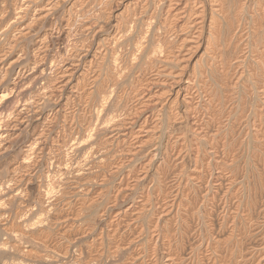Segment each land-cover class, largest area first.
<instances>
[{
  "label": "rangeland",
  "instance_id": "1",
  "mask_svg": "<svg viewBox=\"0 0 264 264\" xmlns=\"http://www.w3.org/2000/svg\"><path fill=\"white\" fill-rule=\"evenodd\" d=\"M34 1H36V0H34ZM41 1L42 2L40 3V0H37L35 2L36 4H34L31 1L32 3L29 2V3H27L25 5L26 0H0V18H1L0 20H3V21L5 20L6 21V22L2 21V24H0V29H1L0 30V39L2 40V41L0 40V46H1L0 47V52H1L0 53L1 54L0 55V64H1L0 65V101L2 100L0 102V109H1L0 113L3 114L2 117H1V114H0V123H1L0 124L1 125L0 126V131H1L0 134L3 132L0 135V137H1L0 138L1 139L0 140V183H1L0 184V186H1L0 187V264H7V263L9 264V262H12L13 264H15V263L16 264H27V263L28 264H73V263L74 264H85V263L87 264V261L90 262L88 264H91V263H93L95 261H96L95 262L96 264L99 263V262H100L99 264H108V263L109 264H145V263L148 264L149 249H150L151 242H154L156 245L159 246L160 249H158V247L155 245L157 247V249L160 251V253H158V250L156 249L157 250L156 254L158 256L161 257V256H164L165 253L168 254L167 257L164 258V260L167 259V264H169L168 262H171L172 261L171 259L173 257L172 248L171 247L173 246L174 243L172 241L175 238V236L177 234V231H179L184 226H185V229L188 231V233L190 235L189 236L188 233H187L189 241L190 242L194 241V244L197 245V246H195L196 250L194 249V247L192 249V253L195 256H198L200 253H203L204 249L206 248V244L208 242V239H207V236H206L207 235V231L211 232V238H212V239H210L211 241L215 240V239H218L220 241L228 240L227 236H228L229 228H230V222H229L228 218L230 217V212H234L235 211V208H236L235 205H237V203L239 201V200H237V199H239L238 196H237V191L241 190L244 187V185L247 184L245 182L246 181L245 178L241 177V175L237 174V172H236L237 164L234 162V160H230V159L226 160V161H228L227 162L228 164H231L230 165L231 168L229 167L230 170H229V168L226 171H223L222 169H220V167L223 166V165H221V166L218 165V163L214 159L215 158V150L210 147V144L208 142H206L207 140L205 139V137L200 135L201 138L199 137L198 138L199 141H197V143H198V151L200 150L199 151V156H198V159H197V162H196L197 171H196V175H195V177L193 179L194 181H197V183L199 185L197 187V190H195V188H194L196 185L193 187L194 189L193 188H191V189L187 188V185L185 187L186 188V190H185L186 191L185 192L186 193V198H187V196L189 198L187 199V206L183 209V210H185V211H183L184 220L182 218L178 219L176 217H173L174 216L173 213L175 211V208L178 207V204H179V208H180V204H181L180 201L184 198L183 197L184 196L183 195V190H184V186H185L184 185V180L186 179L187 175H190L193 172V170H195L194 169L195 168V161H193L194 160L193 158L191 160L190 156H188V155L184 157V161L185 162L183 161V163H182L181 160H180L181 157H180V150L178 148V143L180 144L179 141H180V137L182 136V135H180V134H182L180 129H182L183 126L177 125V126H180V129H179V127L176 128L177 127L176 126V127H174L175 129L172 128L174 131L170 128V131L167 132V133H166V129L164 128L165 129V130L163 129L164 132L163 131L161 132L162 133V143H161V146H160V148H161L160 151L162 150L163 147H166L165 148L166 151L163 148L164 151L162 150L163 152H161V153L162 154L163 153H167L169 158H170V167H169V171H168V175L170 177L167 175V176L163 177V179L162 178L160 179L161 188H159V185H158L159 182H157L159 180V178H158L157 175H156L157 177L155 176V174H156L155 171L152 172L153 173L152 176H151V173L149 174V172H148V174H147V171H145L147 169H146V155H145L146 154L145 153L146 152V150H145L146 147H145L144 144H147L148 142L150 143V141H147V140H149L148 136H149V133H150V125H149V122H147V120H146L147 109H146V106H145V104L143 102L144 100L142 101V99H145V97H144L145 94H146V80L145 79L147 78V70H146V65L144 64V56L138 57V58H136V56H134L136 60L134 59V57L132 58V60L133 59L135 60V66L133 67L134 69L132 68L133 71L131 70L130 71L131 73H129V74L127 73V75L124 77L126 79V81H124L125 79L120 81V85H122V84L123 85L119 86V88L124 91L125 99H124V101H122L123 103H121L119 111H118L117 107L114 105L115 102L113 100L115 98L114 97L112 98V96L110 98H108V102H107L108 105L106 103L105 106H102V108L104 107L103 108L104 110L101 108V106L99 104V103H101V105H102V102L99 101V100L102 101V99H100L102 97L98 93L97 88L99 86L98 83H100V81L102 79L99 77L98 79H95L96 80L95 81V80H92L91 76L94 73V71L96 70V68H97V66H98L100 61L103 62V67H105L107 69L108 67H110L111 62L114 59L113 56H115V53L111 50L112 49V45H116V43L119 44L120 40H118L119 37H116L117 38L116 40L118 41L117 42V41H115V38H111V36L113 34V31H114L113 30L114 29V21H115L116 17L117 16H118V18L121 17V15L120 16L119 15H115V12L117 11V9L119 8L120 5H115L114 6V9H113V16L114 17L111 16L110 18L107 19V18H104V16L101 15V12H100L101 11V7H100V5L97 6L99 4V0L98 1L97 0H94V1L93 0H56V1L55 0H41ZM179 1H180L179 2V6L180 5L182 6V4H183L182 2L185 1V0H179ZM250 1L248 0V3ZM50 2H53V3L50 4ZM261 2L263 3L264 1L261 0ZM58 3H59V5H57ZM42 4H43V7H44L42 9L46 11L44 14H47L49 16H47V15H46L47 17L44 16V20L43 19H42L43 21L41 20L42 22L39 20V22L36 23L34 18H36L37 13L39 12L38 10H41L39 8H40V6ZM80 4H82V5H80ZM22 5L26 6V7H23ZM88 6L90 8V9L88 8L89 10L92 9L91 10V14L88 15L87 17H84L83 19H79L78 20V22L80 21L76 25V27H78V28L74 27L73 29H70L69 24H68L69 23L68 22V18H69L68 15H70L71 12H74V11L75 12L73 13V15H80V14L83 13V11L85 9L84 7H86V9H87ZM97 9H100V10H97ZM50 10L52 11L51 13H50ZM94 10H96V11H94ZM97 11L99 13V16H97V14H98ZM9 13H10V15L14 14V16H16V17L10 16ZM30 15L34 16V17H31ZM52 15H55L54 16L55 18ZM48 17L49 18L51 17V18L49 19ZM184 18H185V16L183 15V17H181L179 20L182 19V21H185ZM254 18L257 20L256 23L257 22L261 23V20H260L259 17H254ZM22 19H25V20H22ZM51 19H53V20H51ZM85 19H86V21H85ZM101 19H102V21H101ZM103 19H105V20L107 19L108 22L105 21L106 23H104ZM47 20H49V21L51 20L50 26H48V27H47V23H49V22ZM97 20L98 21L100 20L101 22H97ZM56 22H58V23H56ZM250 22H251L250 23V28L251 27L253 28V20H251ZM34 23H36V24H34ZM38 23L40 25H38ZM98 23L101 24V25H99ZM27 24L33 25V26L28 30L29 32H25L24 33L23 32V26H25ZM55 24H57V25H55ZM104 24H106V25L104 26ZM6 25H7V27H6ZM91 26L92 27L95 26V27H93L94 29ZM111 26H112V29H111ZM68 27L71 30V36L69 35L70 31H68L69 30ZM103 27L104 28L106 27L104 29L105 31L103 30ZM79 28H80V31H79ZM91 28L93 29V31H92ZM59 29L60 30L62 29V30L60 31ZM88 29L91 30L92 32L89 31ZM20 30H21V32H20ZM47 31H48V35H47ZM51 31L52 32L55 31V32H57V33L59 32V33L57 34V33L53 32L51 34ZM86 31H88L90 33V35H88L89 34L88 32H87V35H84L83 33L86 34ZM98 31H100V33ZM11 32H13L15 35L13 33H11ZM60 32H61V34H60ZM259 32H263V31H259ZM27 33H29V34H27ZM204 34L202 35V39H201V43H202L201 46H200L201 48H199L198 51L196 52V54L194 55V59L193 60L196 61V62L197 61L201 62L203 58H206L205 57L206 56V53H205L206 52V50H205V48H206L205 41H206L207 33H204ZM16 35L18 37H16ZM27 35H29V36H27ZM67 35H69L70 37L68 38ZM76 35H78L79 37L76 36ZM81 35H83V36H81ZM185 35L186 34H185L184 31L180 32L181 39H183V37H185ZM234 35H235V39H236L238 37V34L235 33ZM46 36H47V38H46V47H45V46H43L41 44V41H42V38L46 37ZM64 36H66V37H64ZM74 36H76L75 37L76 39H74ZM13 37H15V38H13ZM50 38H51L52 42L50 41ZM62 38H65V39H62ZM70 38H71V40H70ZM108 39H110V40H108ZM63 40H64V43H63ZM65 40H67V41H65ZM72 40L73 41L75 40L74 41L75 43H73ZM87 40L89 42H87ZM113 40L116 43H114ZM60 41H61V44L57 43V42H60ZM85 41L87 42V44H86ZM69 42H71L76 47L73 46ZM47 43H50V44H47ZM56 43L58 45H55ZM62 43L64 45H62ZM65 43L70 48H65V46H66ZM83 43H84V45H83ZM68 44H70V46ZM104 44H105L106 50L110 49L109 51L105 50ZM232 44L230 46L231 52L234 49V45H235L234 43H232ZM59 45H61V46H59ZM50 46L51 47L53 46V49ZM62 46H64L63 49H62ZM77 46L81 47V49L80 48L77 49ZM45 48H47V49L50 48V49H48V50L46 49L45 50ZM55 48H56V50L62 51V52H60V53L58 51L56 52ZM202 48L205 51H203ZM76 49L77 50L80 49L79 50L80 51V55L78 57H76L77 59L72 56L73 52ZM84 49H85V54L87 53V55H85V56H84V53H83ZM99 49H100V51H99ZM179 49H180L179 51L183 50L184 46L183 47H179ZM40 50H42V51H40ZM49 50H51V51H49ZM53 51L56 54L57 53L58 54L56 55ZM66 51H67V54H64V53H66ZM88 52H89V54H88ZM43 53H46V54H43ZM48 53L50 54V56H48L49 55ZM81 53L83 54V56H81ZM203 53L205 54V56H201V54H203ZM199 54H200L201 57L199 56ZM98 55H99V57H98ZM106 55H108L109 57H107ZM43 56H44V58H43ZM53 56H55V57H53ZM68 56L69 57L71 56L70 58L73 57L74 60L73 59L70 60V58ZM57 57L58 58L60 57V58H59V63L56 64V62L58 61ZM42 58H43V60H42ZM47 58L48 59L50 58V60H48ZM54 58L57 59V60H54ZM1 59H2V61H1ZM60 59L62 60V62L60 61ZM34 61H35V63H34ZM74 61H75V63H74ZM194 61L191 60L188 64H186L183 67L182 76L184 77L183 81L187 80V78L196 79V80H194V81H196V83L194 84V86H195L194 90H196L197 87H198L196 84H197L198 80H200V78H201V74H200L201 66L199 64H196L197 65L196 66L195 65L196 62H194ZM46 63H47V65H46ZM48 63H49V66H48ZM78 63H80L79 64V67H80L79 69L77 67ZM37 64H39V65H37ZM72 64H74V65H72ZM232 64H234V65H232L231 69H233V71H234L235 68L237 67V65L239 64L238 59H235V60L233 59ZM44 65L47 66L46 69H45ZM65 65H66V67H65ZM84 66L87 67V68H85ZM198 66H200V67L198 68ZM6 67H7V69H6ZM37 68H39V69H37ZM42 68L45 69L46 71L43 70ZM40 69H42L43 73L40 71ZM50 70H52V71H50ZM66 70L69 71V72L67 74L66 73L63 74L62 72L66 71ZM37 71H39V72H37ZM75 71H77V72H75ZM179 71H181L180 67H179ZM239 71H240V68L235 72L236 73L235 74L236 77H238ZM34 73H35V75H34ZM39 73H41L42 75L44 74V75L43 76H39L40 75ZM47 74H49V75H47ZM50 74L54 75V77L52 75H50ZM89 74H91V75H89ZM130 74H132L133 77ZM137 74H138V76H137ZM246 74L243 73V74H241L242 76L239 75L240 76L239 80L241 82H246V79H248V77H246ZM63 75H66V76H63ZM67 75L69 77H71V78L67 77ZM82 76H84V77H82ZM129 76L131 78H133L132 82H131V78L129 80ZM247 76H248V74H247ZM31 77H33L35 79H31ZM134 78H136L137 80L135 81ZM241 78H242V80H241ZM183 81H182V85H184V84L188 85L190 83L188 81H187V83H185V82L183 83ZM58 82H60V83H58ZM1 83H3V84H1ZM20 86H21V88H20ZM16 87H18V88H16ZM90 87H91V89H89ZM39 88L41 89V91H40ZM54 89H56V90H54ZM127 89H128V92H126ZM55 91H57L56 94H54ZM58 91H60V93ZM9 92H11V94ZM26 94H28V95H26ZM42 94H43V96L44 95L45 96L43 97ZM221 94H222V96H224V90L223 89L221 90L220 95ZM94 95L98 99H96ZM129 95H130V98H128ZM239 95L240 96L238 97V102L242 103L244 101V99L247 97L246 94L244 93L242 87L239 90ZM90 99H91V101H90ZM201 99H202V95L199 93L198 95L195 96L194 101L197 102V103H201V101H202ZM50 100H53L52 101L53 103ZM11 102H13L14 104L11 103ZM89 102L90 103L96 102V103H94V107H96V108L98 107V110H99V108H101L102 111L101 110H99L100 112L97 111L98 114L100 113L99 117H98L100 119H98V120H100V121L102 120V123L104 125L101 122H99V121L97 122V118L96 119L94 118L96 116V114H97V113H95L96 109H94V111L92 110V119H91L92 121H88L87 122V120L84 118V112H85V108H86L85 106ZM126 102L130 103V105H128L129 107H132V110L130 111V114H129L130 116L127 115V113L129 111L127 110V107L125 105ZM183 103H184L183 101H182V103H179V111H181V112H183L185 110V108L183 106L184 105ZM24 105H25V107H24ZM111 105L115 106V108L113 106H111ZM105 107H107V108L105 109ZM111 108L115 109V113H113L114 111ZM182 108H184V109H182ZM21 109L25 113H22ZM110 109H111L112 112L110 111ZM122 109H124V110H122ZM66 112H68V113L66 114ZM104 112H105V114H103ZM119 112H121V115L124 114L122 117L126 116L125 118H127L126 119L127 122L125 124L127 126H124L123 129L122 128H118L115 125L116 122H117V119L119 117L118 115H120ZM19 113L22 114V115H20ZM205 113H206V110H205ZM25 114H27V116L28 115L29 116L26 117ZM75 114H77V115H75ZM101 114L105 116L106 120L108 119V122L110 120L109 118H113V116H115L116 119L114 121H112V119H111L110 122L108 123V124H110V126L108 125L109 127L106 126L107 127L106 128V127H104L105 126L104 122L107 123V121L102 119L103 117L101 116ZM110 114L112 116H109ZM115 114H117V115H115ZM144 114H146V115H144ZM6 115L7 116L9 115V116L7 117ZM106 115H108L109 117L106 118ZM22 116H24L25 118L22 117ZM72 117H74V118H72ZM21 118H24V121ZM193 118L194 117L191 116V119H192L191 122L192 123H190L188 125L189 128H191L192 125H197L198 129H200L199 131L203 132L204 130H206L207 132H209L208 134H211V133L214 132L215 127H214L213 124L209 125L207 127L205 126L206 127L205 128L201 121L199 123H196L193 120ZM26 119L29 122H27ZM21 121H23V123ZM74 121H75V124H74ZM93 121H96V122H93ZM95 123L98 124L99 127L97 126V128L100 129L99 131L96 129L95 126L91 127V125H94ZM100 123L106 129H102L103 127H101L102 125ZM2 124H3V126H2ZM113 125H115V126H113ZM23 126H25V127H23ZM7 127H9V128H7ZM87 127L88 128L91 127L92 129L95 128L96 130L95 129L91 130V129H88ZM5 128L7 129L6 134H5V130H6ZM75 128H78V129H75ZM112 128H113V130H110ZM2 129H5V130L2 131ZM74 129H75V132H74ZM79 129H80V131H78ZM108 129L110 130V132L113 131L114 133L113 132L110 133ZM87 130L88 131L91 130L90 131L91 133H94L95 131H98L99 133L102 132L101 133L102 136L97 132V134L95 133L96 134V139H95V138H93L94 137L93 134H91L89 132H87L88 135H87V133L85 134V132ZM104 130H106V131H104ZM119 130H120V132H119ZM92 131H94V132H92ZM185 131L184 132L186 134L188 132V136L187 137H189V139H191V136H190L191 131L189 129H186ZM80 132H81V134H80ZM83 132H84V134H83ZM139 132H141V133H139ZM237 132H240V131H237ZM237 132H236V134L234 133V136H231V141H230V145L233 148L232 150H234V151L236 150V145H237V143L240 140V136H239V134ZM69 133H71V134H69ZM103 133H104V135H103ZM132 133H134V134H132ZM12 134H14V135H12ZM62 134H63V136H62ZM68 134H69V137H67ZM90 134L92 136V139H95V142L93 140H92L93 142L90 140V138H91ZM120 134L122 135L121 137H120ZM159 134H160V132H159ZM4 135L7 136V137H5ZM71 135L73 137H71ZM79 135H80V137H79ZM163 135H165V136H163ZM232 135H233V133H232ZM76 136H77V138H75ZM83 136H85V138L88 137V136H90V137H88L89 139L87 141V138L85 139V138H83ZM4 137H5V139H4ZM66 137L68 138V143L64 147V138H66ZM118 137L121 138V139H119ZM164 137L165 138L167 137L166 140L164 139ZM177 137H179V138H177ZM73 138H74V140H73ZM103 138H104V140H103ZM9 139H10V141H9ZM71 139L74 142H72V141L70 142ZM78 139H81V140H79L80 144L78 143ZM84 139L87 141L86 142L87 144L88 143H90V144L92 143L91 144L92 146L90 144H88V145L84 144L85 142H82V140H84ZM176 139H177V141H176ZM189 139L187 140L188 143L190 141ZM201 139H203L205 141H203ZM89 140H90V142H89ZM99 140H101V142ZM102 140H103V142H102ZM131 140H133V141H131ZM106 141H108V142H106ZM164 141H166V144H164ZM62 142H63V144H62ZM231 142H232V144H231ZM69 143L73 144L72 145L74 147V148L72 147L73 149H75V146H77L76 149H78V148L79 149L78 150L71 149V144H69ZM115 143L116 144L118 143V144L116 145ZM128 144H130V145H128ZM148 144H147V146H148ZM200 144H201V146H199ZM62 145H63V148H65L66 155H67L66 156V161H65V165L66 166H64L63 163H60V165H59V162H58V154L57 153H58V149ZM79 145H82V146H80L81 148L79 147ZM83 145L86 146V147H89V149L91 148L90 149L91 151L88 148L83 147ZM115 145H116V147H115ZM142 145L144 146L145 149H143V152H142V150H141V152L139 151L140 153H142V154H140L138 152V150H139V148L143 147ZM170 146H171V148H170ZM136 147H139V148L136 149ZM203 147H205V148H203ZM28 148H30V149H28ZM84 149H85L86 152H84ZM87 149H88V153H87ZM127 149H129V150H127ZM205 149L206 150L208 149L209 151L208 150L206 151ZM67 150L68 151L70 150L69 151L70 153ZM136 150H137V152H135ZM73 151H76V152H73ZM95 151L97 153H95ZM210 151H211V153H210ZM103 152H104V154H103ZM121 152H124V153H121ZM125 152H127V153H125ZM134 153L137 156H135ZM120 154H122V155L120 156ZM70 155H72V156H70ZM86 155L87 156L90 155V156L87 157ZM140 156L142 158L143 157L144 158L142 159ZM219 156L221 157L223 155L219 154ZM69 157H70V159H69ZM72 157H74V158H72ZM93 157H94V161L95 162L92 161ZM114 157H116V158L114 159ZM131 158H133L134 160L131 159ZM122 159H124V160H122ZM86 160H88V161H86ZM96 160L98 161V163H97ZM124 161H126V162H124ZM175 161H177L178 164ZM208 161H210L209 163L211 164L212 167H214V174L210 178V182H209L208 186H206L205 182L201 179L202 176H200V175L202 174V172L204 170L205 162H208ZM250 162H252V160H250ZM56 163H58V164H56ZM69 163H71V164H69ZM184 163H186L188 167L190 166L189 167L190 169L188 168L189 170L186 169L187 166ZM190 163H191V165H190ZM49 164L51 166H49ZM77 165H78V167H77ZM88 165H90V166H88ZM251 165H250V167H251ZM56 166H58V167H56ZM67 166L70 167V168H68ZM80 166H81V169H80ZM94 166H95V168H94ZM177 166H179V167H177ZM184 166H185V168H183ZM218 166H220V167L217 168ZM140 167H142V168H140ZM71 168H73V169L75 168L76 170L72 169V171H75L77 173H78V171L80 172V170H81V174L80 173H79V175L75 174V172L71 171ZM89 168H92V170L90 169V171H89ZM93 168H94V171H93ZM181 168H183L184 170L181 169ZM84 170L85 171L87 170L88 174H87V172L86 173L82 172ZM181 170L182 171H186L187 170V171L183 172V175H182L183 178L179 179V183L182 184V185L179 184V188L181 189L180 190L174 184L177 183L176 179L178 177L180 178V175L182 173ZM91 171H93V172H91ZM71 173H72V175H71ZM82 173L84 175H86V176H83ZM89 173H91V174L89 175ZM185 173H187V174L185 175ZM49 174H51V175H49ZM177 174H179V175H177ZM66 175H68V176L66 177ZM235 175H236V177H235ZM62 176H64L65 180H64V178ZM70 176L74 177L75 180L72 179ZM144 176L145 177L147 176V178L149 177V179L145 178L147 181L144 180ZM221 176H222L223 179L221 178ZM32 177H33V179H31ZM68 177H69V179H68ZM84 177H87V178L84 179ZM243 178H244V181H243ZM34 179H36V180H34ZM153 179H154V181H153ZM232 179H235V180H232ZM63 180L66 181V182H64ZM82 180H84V181H82ZM171 180H173V181H171ZM214 181H216V182H214ZM50 182L53 183V184H51ZM150 182H152V185H150L151 184ZM154 182H155V184H153ZM56 183H58L59 185H57ZM47 185L49 187L52 186L53 189L46 188ZM61 185L63 187L61 188L62 190L59 191V189H60L59 187ZM192 185H194V184H192ZM54 186H55V188H54ZM64 186H65V188H64ZM152 186H153V188H152ZM70 187L73 188V189H71ZM76 187H78V188H76ZM168 187H171L172 190L170 188L168 189ZM188 187H190V185ZM40 188H41V190H40ZM44 188L48 189V190L46 191ZM9 189H12V190L9 191ZM17 189H19V191ZM32 189H35V190H32ZM37 189L39 191H37ZM57 189H58V191H57ZM69 189H71V190H69ZM175 189H176V191H175ZM72 190H73V192H72ZM76 190H79V191H76ZM202 190H203V192H202ZM180 191H182V192H180ZM220 191H221V193H220ZM14 192H16L15 196H14ZM46 192H48V194H47L48 200L51 198L50 202H57V204H56V206L54 208H53V206H52V208L49 207V212L54 214L53 219L49 218V220H48V217H47L49 213H45L47 211L42 210L40 204L39 205L37 204L38 203L37 195L45 194ZM62 192H63V194H62ZM174 192L175 193L177 192V198H178V196H180V197L178 198L179 200L177 199V202H176V205H175L174 209L172 208L173 211L171 210L172 212H170V211H169V213L167 212L168 213V214L166 213L167 215L160 214L162 216L161 218L166 216L170 220L167 223H165L163 221V219L159 218L160 215H158L156 217V219H155L156 222L154 223L153 228H151L150 219L152 218V214L154 213V211L157 209V206L158 207L161 206V204L163 203V198L165 197V195H167V193H169V195L172 196L173 194H175ZM67 193H68V195H67ZM55 194L58 195V196H56ZM179 194H181V195H179ZM205 194H206V196H205ZM197 195L200 196V205H201L200 207L201 208L199 210V213H203L204 208L206 206H208L209 204H210V206H212L213 214L216 212L215 215L211 216V218H210L211 222L208 225L203 220V217H202L203 214L201 216V214L193 213V210H191L193 208V204L196 201ZM53 196H55V197L53 198ZM117 196H119V197H117ZM62 199H65V200L63 201ZM68 199H69V201H68ZM148 199H149L150 203L147 201ZM159 200H161V201H159ZM60 201H62V202H60ZM202 202H204V203H202ZM143 203L146 204V205H144ZM221 203H223V204H221ZM88 205L90 207H88ZM85 206H86V208H85ZM37 207L39 209H37ZM55 208H56V211L54 212ZM216 208H217V210H216ZM218 209L222 210L221 213H220V216H219L221 223L217 220L218 219V215H219V210ZM232 209H234V210H232ZM238 209H239L238 212L243 213V208L242 207L238 208ZM189 210H190V212H189ZM144 211H145V213H144ZM34 213H35V215H34ZM1 214H3V215H1ZM46 214H47V216H46ZM32 215L34 217H32ZM44 215L46 216V218H45ZM41 216H43V218ZM31 217L34 218V220H32ZM97 217H99V218H97ZM103 217H105V218H103ZM29 218H31V219H29ZM35 218H38L37 220H39V221H37ZM40 218H42V219H40ZM141 218H142V220H140ZM179 218H180V216H179ZM197 218H199V224H197V222H198ZM43 219H44V221H43ZM45 219L47 221H45ZM214 219H216V220L212 221ZM29 220H31L32 222L29 221ZM51 220H53V222ZM190 220H191V222H190ZM159 221L162 224H160ZM30 222H31V225H29ZM36 222L38 224H40V222H41V225L39 227L41 228L43 226L44 229L43 228L42 229L44 231V234L40 238H37V239L34 238V240L29 234H23V235H26V236H23L22 232H20L21 229L27 227L26 230L28 231V230H31L33 228H36V227H38V224ZM87 222H89L88 225H87ZM177 222H178V224H177ZM32 223H34V225ZM44 223H45V225H44ZM46 223H48V224H46ZM192 224H193V226H192ZM201 224H202L203 227L201 226ZM25 225H27V226H25ZM163 225L168 230V233H169V236H170L169 237V242H172V245H171V243H169V245L163 246L161 244V239L159 240V239L151 238L152 236H151L150 232H152V230L155 229V228L163 227ZM204 225H206V226H204ZM215 225L217 226V228H216ZM28 226H33V227L31 229H29ZM49 226H50V229H49ZM205 227H207V228H205ZM201 230H202V232H201ZM262 231L264 233V227H263ZM223 234H227V235H223ZM27 235H29V236L27 237ZM113 235L115 236V238H114ZM256 235H258V236H256ZM256 235H255L256 237L254 239V242H256V243L253 242L254 245H251L252 247L250 246V248H251V249H249L250 251H247L248 249L247 250L244 249L245 246H244L243 249H241V251H242V252H240L241 264H245L247 262L249 263L250 261L254 262L255 260H256L255 264H257V263L258 264H264L263 263L264 262L263 261L264 260V242H262V238H261L262 234L260 233V230H259L258 233H256ZM190 237L192 238V240L190 239ZM27 238H28V240H27ZM38 239H39V241H38ZM60 239H62V240H60ZM63 240H65V241H63ZM123 240H125L126 242L123 241ZM203 240H204V243H203ZM210 240H209V242H210ZM40 242H41V244H40ZM68 242H70V243H68ZM158 242H160V243H158ZM67 244H69V245H67ZM200 244H201L202 247H200ZM15 245H16V247L20 246L21 248H23V250L22 251H18V249L15 248ZM66 245L68 246V248H67ZM256 246H258L257 247L258 249L255 248ZM259 247L261 248V250H260ZM14 248L16 250H14ZM124 248H126V249H124ZM186 248H187L186 249V253L190 252L189 246H186ZM220 250H222V248L219 249V253H220ZM251 250H252V252H251ZM257 251H258V253H257ZM52 253H53V255H52ZM36 254H39V256L36 255ZM111 254H113L114 257L113 256L111 257ZM116 256H118V257H116ZM184 256H186V255H184ZM119 257H120V259H118ZM55 258H56V260H55ZM17 259L19 261L22 260V259L23 260L20 261V263H19V261ZM115 259H118V260H115ZM246 259H248V260H246ZM8 260H9V262H8ZM57 260H59V261H57ZM245 261H247V262H245ZM75 262H77V263H75ZM95 263H93V264H95ZM162 264H164V263H162ZM183 264H188V262H185Z\"/></svg>",
  "mask_w": 264,
  "mask_h": 264
},
{
  "label": "bare ground",
  "instance_id": "2",
  "mask_svg": "<svg viewBox=\"0 0 264 264\" xmlns=\"http://www.w3.org/2000/svg\"><path fill=\"white\" fill-rule=\"evenodd\" d=\"M33 2L34 4H36L34 0H26V3L29 2ZM56 1V0H55ZM94 1V0H93ZM98 1V0H97ZM250 1V0H249ZM264 1V0H263ZM31 2V3H32ZM42 1L40 0V3ZM58 2V1H57ZM179 0H99V4L97 6L100 5L101 7V15L104 16V18H110L111 16H113V9L115 5H120L119 8L117 9V11L115 12V15H121V17L118 18V16L116 17L115 21H114V31L113 34L111 36V38H115V41H117L116 37H119L118 40H120V43L117 44L114 40V43H116V45H112V51L115 53V56H113V61L111 62L110 67H108L107 69L105 67H103V62L100 61L96 70L94 71V73L92 74V80L98 79L99 77L102 79H100V83L97 91L100 94V96L102 98V101L99 100L101 103L100 106L102 108V106H105V104L108 102V98H110L112 96V98L114 97L115 99L113 100L115 102V106L117 107L118 111L120 109L121 103H123L122 101H124L125 99V94L124 91L122 89L119 88L120 85V81L125 79L124 77L127 75V73H131L130 71H133V67L135 66V57H142L144 56V64L146 65V70H147V78L146 80V94H145V99H142V101L144 102L146 109H147V116H146V120L147 122H149L150 125V133H149V140L150 143L148 144H144L146 149L143 147L139 148L138 152L143 149L146 150V169L145 171H147V174L149 172V174L151 173L152 176V172L155 171V176L157 175L159 180L157 182H159V188H161V181L160 179L165 176L168 175V171H169V167H170V158L168 156L167 153H161L165 150L166 147H163L162 150L160 151V146L162 143V131L164 132V130L166 129V133L170 131V128H174L177 125L183 126L182 129H180V126H177L176 128L179 127L180 131L182 134L180 137V144L178 143V148L180 150V157H181V162L183 163L184 161V157L185 156H190L191 160L192 158L194 159L193 161H195V170H193V172L190 175L186 176V179L184 180V190H183V199L180 201V208H179V204L178 207L175 208L174 211V216L178 219H183L184 220V215H183V210L186 206H187V199L189 198L187 196L186 198V185L187 188L191 189L193 188L195 185V190H197L198 187V183L197 181H194V177L196 175V171H197V167H196V162L199 156V151H198V143L197 141L198 138L201 136L205 137V139L207 140L206 142H208L210 144V147L213 148L215 150V160L218 163V165H223V166H218L217 168L220 167V169H222L223 171H226L231 164H228L226 161L227 159L230 160H234V162L237 164L236 166V172L237 174L241 175V177L245 178V182L247 183L246 185H244V187L241 190L237 191V196L239 199L235 211L234 212H230V217L229 222H230V228H229V233H228V240H210L211 238V232L207 231V239L208 242L206 244V248L204 249L203 253H200L198 256H195L192 253V249L194 247V249L196 248L193 242L189 241V238L187 236L188 231L185 229V226L183 228H181L179 231H177V234L175 236V238L173 239V246L172 248V261L168 262L169 264H183L185 262H188V264H241L240 261V252L241 249H248L247 251H250L249 249L251 245H254V239L256 236V233L259 232L262 234V242H264V233L262 231L263 227H264V2L262 3L261 0H251L248 3V0H185L183 1L179 6ZM20 3V2H19ZM30 3V4H31ZM39 3V4H40ZM46 3V2H45ZM53 2H50V4ZM60 3V2H59ZM59 3L57 5H59ZM24 4V3H23ZM56 4V3H55ZM83 4V3H82ZM80 4V5H82ZM85 4V3H84ZM54 5V4H53ZM92 5V4H91ZM17 6V5H16ZM20 6V5H19ZM23 6V5H22ZM21 6V7H22ZM56 6V5H55ZM87 6V5H86ZM90 6V5H89ZM89 6L84 7V11L82 14L80 15H73V13L75 12H71L68 18V24L70 29H73L74 27H76V25L80 22H78L79 19H83L84 17H87L88 15L91 14V10H89ZM93 6V5H92ZM26 7V6H23ZM30 8V7H29ZM43 4L40 6L38 10L39 12L36 15L35 22H39V20L41 21L42 19L44 20V16H46L47 14H44L46 11L43 10ZM46 8V7H45ZM48 8V7H47ZM83 8V7H82ZM89 8V9H88ZM95 8V7H94ZM93 8V9H94ZM27 9V8H26ZM25 9V10H26ZM31 9V8H30ZM34 9V8H33ZM22 10V9H21ZM29 10V9H28ZM100 10V9H97ZM18 11V10H17ZM30 11V10H29ZM73 11V10H72ZM96 11V10H94ZM2 12V11H1ZM11 12V11H10ZM52 11L50 10V13ZM67 12V11H66ZM19 13V12H18ZM25 13V12H24ZM94 13V12H93ZM98 13V11H97ZM10 15V13H9ZM93 15V14H92ZM183 15L185 16V21L179 20L181 17H183ZM7 16V15H6ZM13 17H16L13 15H10ZM18 16V15H17ZM31 16V15H30ZM49 16V15H47ZM46 16V17H47ZM51 16V15H50ZM53 17L55 15H52ZM57 16V15H56ZM67 16V17H68ZM97 16H99V13L97 14ZM8 17V16H7ZM6 17V18H7ZM12 17V18H13ZM34 17V16H31ZM114 17V16H113ZM254 17H259L261 20V23H256V19ZM4 18V17H3ZM23 18V17H22ZM49 18V17H48ZM51 18V17H50ZM49 18V19H50ZM55 18V17H54ZM90 18V17H89ZM96 18V17H95ZM103 18V17H102ZM1 19V18H0ZM65 19V18H64ZM94 19V18H93ZM98 19V18H97ZM107 19H103L104 23H106L105 21H107ZM183 19V20H184ZM25 20V19H22ZM42 20V21H43ZM53 20V19H51ZM51 20H47L49 23H47V27L50 26V22ZM59 20V19H58ZM88 20V19H87ZM92 20V19H91ZM253 20V28H250V21ZM3 20H0V24H2ZM5 21V20H4ZM3 21V22H4ZM10 21V20H9ZM18 21V20H17ZM41 21V22H42ZM55 21V20H54ZM67 21V20H66ZM86 21V19H85ZM90 21V20H89ZM88 21V22H89ZM96 21V20H95ZM102 21V19H101ZM100 20L97 22H101ZM113 21V20H112ZM6 22V21H5ZM59 22V21H58ZM56 22V23H58ZM61 22V21H60ZM65 22V21H64ZM82 22V21H81ZM84 22V21H83ZM108 22V21H107ZM10 23V22H9ZM22 23V22H21ZM34 23V24H36ZM66 23V22H65ZM99 24V23H98ZM113 24V23H112ZM38 25H40L38 23ZM37 25V26H38ZM57 25V24H55ZM62 25V24H61ZM83 25V24H82ZM88 25V24H87ZM97 25V24H96ZM101 25V24H99ZM106 24H104L105 26ZM5 26V25H4ZM33 25H25L23 26V32H29L28 30L32 27ZM46 26V25H45ZM60 26V25H59ZM7 27V25H6ZM36 27V26H35ZM57 27V26H56ZM68 27V29H69ZM83 27V26H82ZM92 27V26H91ZM95 27V26H93ZM92 27V28H93ZM102 27V26H101ZM52 28V27H51ZM78 28V27H76ZM91 28V29H92ZM106 28V27H105ZM103 27V30L105 29ZM110 28V27H109ZM3 29V28H2ZM47 29V28H46ZM49 29V28H48ZM54 29V28H53ZM63 29V28H62ZM61 29V30H62ZM69 35L71 36V30ZM87 29V28H86ZM90 29V28H89ZM88 29V30H89ZM94 29V28H93ZM92 29V31H93ZM96 29V28H95ZM108 29V28H107ZM112 29V26H111ZM251 29V30H250ZM1 30V29H0ZM52 30V29H51ZM60 30V29H59ZM60 30V31H61ZM66 30V29H65ZM76 30V29H75ZM98 30V29H97ZM109 30V29H108ZM49 31V30H48ZM48 31H47V35H48ZM77 31V30H76ZM80 31V28H79ZM82 31V30H81ZM91 31V30H89ZM91 31V32H92ZM102 31V30H101ZM105 31V30H104ZM184 31L185 32V37H183V39H181L180 37V32ZM207 31V32H206ZM259 31H263V32H259ZM21 32V30H20ZM54 33H57L55 31H53ZM51 31V34L53 33ZM75 32V31H74ZM78 32V31H77ZM84 32V31H83ZM83 33L84 35H87ZM100 33V31H98ZM107 32V31H106ZM13 33V32H11ZM59 33V32H58ZM57 33V34H58ZM68 33V32H67ZM81 33V32H80ZM89 33V32H88ZM108 33V32H107ZM106 33V34H107ZM204 33H207L206 35V41H205V50H206V56L205 54H201V56H205L206 58H203L202 61L200 62H196L194 61V55L196 54V52L198 51L199 48H201V39H202V35ZM238 34V37L235 39V35L234 34ZM14 34V33H13ZM19 34V33H18ZM21 34V33H20ZM29 34V33H27ZM61 34V32H60ZM59 34V35H60ZM76 34V33H75ZM82 34V33H81ZM95 34V33H94ZM15 35V34H14ZM25 35V34H24ZM23 35V36H24ZM54 35V34H53ZM67 35V37L69 38L70 36ZM79 35V34H78ZM76 35V36H78ZM90 35V33L88 34ZM96 35V34H95ZM205 35V34H204ZM21 36V35H20ZM29 36V35H27ZM56 36V35H55ZM74 36V39H76ZM83 36V35H81ZM107 36V35H106ZM184 36V35H183ZM16 37H18L16 35ZM36 37V36H35ZM62 37V36H61ZM66 37V36H64ZM79 37V36H78ZM94 37V36H93ZM104 37V36H103ZM110 37V36H109ZM121 37V38H120ZM11 38V37H10ZM15 38V37H13ZM46 37L42 38L41 44L43 46L46 47ZM60 38V37H59ZM72 38V37H71ZM70 38V40H71ZM95 38V37H94ZM19 39V38H18ZM21 39V38H20ZM53 39V38H52ZM65 39V38H62ZM67 39V38H66ZM98 39V38H97ZM100 39V38H99ZM235 39V40H234ZM1 40V39H0ZM15 40V39H14ZM13 40V41H14ZM22 40V39H21ZM49 40V39H48ZM59 40V39H58ZM57 40V41H58ZM80 40V39H79ZM110 40V39H108ZM2 41V40H1ZM50 41L52 42L51 38ZM49 41V42H50ZM54 41V40H53ZM62 41V40H61ZM57 42V43H60ZM67 41V40H65ZM69 41V40H68ZM73 41V40H72ZM75 41V40H74ZM73 41V43H75ZM9 42V41H8ZM7 42V43H8ZM48 42V41H47ZM86 42V41H85ZM84 42V43H85ZM87 42H89L87 40ZM86 42V44H87ZM118 42V41H117ZM55 45H58V44ZM64 43V40H63ZM62 43V45H64ZM71 43V42H69ZM77 43V42H76ZM80 43V42H79ZM83 43V45H84ZM234 43V49L231 52L230 46L231 44ZM50 44V43H47ZM72 44V43H71ZM81 44V43H80ZM85 44V45H86ZM99 44V43H98ZM112 44V43H111ZM4 45V44H3ZM22 45V44H21ZM52 45V44H51ZM66 45V43H65ZM70 46V44H68ZM73 45V44H72ZM233 45V44H232ZM24 46V45H23ZM54 46V45H53ZM53 46L51 47L53 49ZM61 46V45H59ZM75 46V45H73ZM89 46V45H88ZM109 46V45H108ZM184 49L179 51V47H183ZM1 47V46H0ZM76 47V46H75ZM24 48V47H23ZM64 48V46H62V49ZM65 48H70L67 45L65 46ZM81 47L77 46V49ZM85 48V47H84ZM104 48H105V44H104ZM108 48V47H107ZM204 48V47H203ZM202 48V49H203ZM232 48V47H231ZM47 48H45L46 50ZM50 49V48H48ZM47 49V50H48ZM75 50L72 54V56L74 58L78 57L80 55V49L79 50ZM87 49V48H86ZM91 49V48H90ZM56 50V48H55ZM54 50V51H55ZM69 50V49H68ZM73 50V49H72ZM83 50V49H82ZM106 50V48H105ZM108 51L110 49H107ZM106 50V51H107ZM203 49V51H205ZM42 51V50H40ZM51 51V50H49ZM53 51V52H54ZM58 50H56L57 52ZM65 51V50H64ZM71 51V50H70ZM87 51V50H86ZM100 51V49H99ZM202 51V52H203ZM46 52V51H45ZM59 53L62 51H58ZM1 53V52H0ZM8 53V52H7ZM41 53V52H40ZM55 53V52H54ZM64 53V52H63ZM69 53V52H68ZM71 53V52H70ZM84 56L87 55V53L85 54V49L83 51ZM113 53V54H114ZM5 54V53H4ZM46 54V53H43ZM49 54V53H48ZM56 54V53H55ZM58 54V53H57ZM56 54V55H57ZM67 54V51L66 53ZM89 54V52H88ZM1 55V54H0ZM41 55V54H40ZM54 55V54H53ZM101 55V54H100ZM198 55V54H197ZM3 56V55H2ZM50 56V54L48 55ZM59 56V55H58ZM61 56V55H60ZM63 56V55H62ZM65 56V55H64ZM67 56V55H66ZM81 56H83V54L81 53ZM107 57H109L108 55H106ZM200 56V54H199ZM200 56V57H201ZM55 57V56H53ZM69 57V56H68ZM71 57V56H70ZM69 57V58H70ZM70 58L71 59H73ZM99 57V55H98ZM111 57V56H110ZM134 57V59L132 60V58ZM196 57V56H195ZM199 57V58H200ZM39 58V57H38ZM37 58V59H38ZM44 58V56H43ZM42 58V60H43ZM60 58V57H59ZM59 58L57 57L58 61L56 62L59 63ZM82 58V57H81ZM3 59V58H2ZM1 59V61H2ZM41 59V58H40ZM48 59V58H47ZM54 58V60H57ZM65 59V58H64ZM77 59V58H76ZM102 59V58H101ZM107 59V58H106ZM105 59V60H106ZM233 59H238L239 64L237 65V67L235 68V70L233 71V69H231L232 65V61ZM50 60V58L48 59ZM74 60V59H73ZM79 60V59H78ZM98 60V59H97ZM104 60V61H105ZM108 60V59H107ZM111 60V59H110ZM109 60V61H110ZM194 61L196 62V64H199L201 66L200 68V74H201V78L200 80H198L197 82V89L194 90L195 86L194 84L196 83V79H189L187 78V80H184V77L182 76V69L183 67L188 64L190 61ZM198 60V59H197ZM10 61V60H9ZM41 61V60H40ZM60 61L62 62V60L60 59ZM66 61V60H65ZM143 61V60H142ZM46 62V61H45ZM55 62V61H54ZM53 62V63H54ZM68 62V61H67ZM70 62V61H69ZM107 62V61H106ZM193 62V63H194ZM5 63V62H4ZM3 63V64H4ZM35 63V61H34ZM39 63V62H38ZM43 63V62H42ZM72 63V62H71ZM75 63V61H74ZM83 63V62H82ZM7 64V63H6ZM5 64V65H6ZM44 64V63H43ZM79 64L77 65L78 69ZM93 64V63H92ZM96 64V63H95ZM105 64V63H104ZM107 64V63H106ZM110 64V63H109ZM139 64V63H138ZM236 64V63H235ZM1 65V64H0ZM39 65V64H37ZM47 65V63H46ZM74 65V64H72ZM76 65V64H75ZM8 66V65H7ZM33 66V65H32ZM45 66V65H44ZM49 66V63H48ZM68 66V65H67ZM105 66V65H104ZM137 66V65H136ZM197 66V65H196ZM198 66V68L200 67ZM43 67V66H42ZM47 66H45L46 69ZM66 67V65H65ZM64 67V68H65ZM70 67V66H69ZM85 67V66H84ZM179 67L181 68V71H179ZM34 68V67H33ZM49 68V67H48ZM47 68V69H48ZM53 68V67H52ZM57 68V67H56ZM87 68V67H85ZM105 68V69H104ZM133 68V69H132ZM196 68V67H195ZM240 68L239 71V75L242 76L241 74H246V77H248V79H246V82H241L239 80V75L238 77L235 76V72ZM7 69V67H6ZM39 69V68H37ZM43 69V68H42ZM42 69H40V71L43 73ZM43 69V70H45ZM75 69V68H74ZM77 69V70H78ZM137 69V68H136ZM135 69V70H136ZM61 70V69H60ZM92 70V69H91ZM134 70V71H135ZM187 70V69H186ZM191 70V69H190ZM194 70V69H193ZM46 71V70H45ZM52 71V70H50ZM185 71V70H184ZM195 71V70H194ZM193 71V72H194ZM199 71V70H198ZM39 72V71H37ZM49 72V71H48ZM54 72V71H53ZM52 72V73H53ZM69 71H63V74H67ZM73 72V71H72ZM77 72V71H75ZM74 72V73H75ZM80 72V71H79ZM86 72V71H85ZM60 73V72H59ZM133 73V72H132ZM186 73V72H185ZM38 74V73H37ZM36 74V75H37ZM39 76H43L41 73H39ZM58 74V73H57ZM72 74V73H71ZM76 74V73H75ZM80 74V73H79ZM134 74V73H133ZM3 75V74H2ZM33 75V74H32ZM35 75V73H34ZM46 75V74H45ZM49 75V74H47ZM52 75V74H50ZM59 75V74H58ZM61 75V74H60ZM70 75V74H69ZM74 75V74H73ZM91 75V74H89ZM132 76V74H130ZM135 75V74H134ZM187 75V74H186ZM7 76V75H6ZM54 77V75H52ZM66 76V75H63ZM87 76V75H86ZM138 76V74H137ZM136 76V77H137ZM185 76V75H184ZM245 76V75H244ZM3 77V76H2ZM38 77V76H37ZM67 77H69L67 75ZM81 77V76H80ZM84 77V76H82ZM128 77V76H127ZM126 77V78H127ZM133 77V76H132ZM48 78V77H47ZM62 78V77H61ZM71 78V77H69ZM130 76H129V80H130ZM31 79H35L33 77H31ZM59 79V78H58ZM63 79V78H62ZM131 78V82H132ZM135 81L137 80L136 78H134ZM2 80V79H1ZM53 80V79H52ZM60 80V79H59ZM70 80V79H69ZM68 80V81H69ZM79 80V79H78ZM128 80V81H129ZM242 80V78H241ZM244 80V79H243ZM3 81V80H2ZM6 81V80H5ZM14 81V80H13ZM63 81V80H62ZM71 81V80H70ZM69 81V82H70ZM96 81V80H95ZM94 81V82H95ZM98 81V80H97ZM126 81V79L124 80ZM141 81V80H140ZM182 81L183 83H187L190 82L188 85L184 84L182 85ZM26 82V81H25ZM66 82V81H65ZM89 82V81H88ZM60 83V82H58ZM91 83V82H90ZM141 83V82H140ZM3 84V83H1ZM62 84V83H61ZM65 84V83H64ZM78 84V83H77ZM87 84V83H86ZM92 84V83H91ZM90 84V85H91ZM97 84V83H96ZM97 84V85H98ZM7 85V84H6ZM21 85V84H20ZM68 85V84H67ZM85 85V84H84ZM89 85V84H88ZM57 86V85H56ZM79 86V85H78ZM19 87V86H18ZM16 87V88H18ZM44 87V86H43ZM87 87V86H86ZM92 87V86H91ZM91 87L89 89H91ZM94 87V86H93ZM241 87L243 88L244 93L246 94V98L244 99V101L242 103L238 102V97L239 95V90L241 89ZM2 88V87H1ZM21 88V86H20ZM45 88V87H44ZM54 88V87H53ZM64 88V87H63ZM84 88V87H83ZM95 88V87H94ZM119 88V89H118ZM129 88V87H128ZM140 88V87H139ZM40 89V88H39ZM66 89V88H65ZM96 89V88H95ZM224 90V96H222L221 90ZM21 90V89H20ZM38 90V89H37ZM43 90V89H42ZM53 90V89H52ZM56 90V89H54ZM64 90V89H63ZM41 91V89H40ZM89 91V90H88ZM96 91V90H95ZM19 92V91H18ZM57 91H55L54 94H56ZM60 93V91H58ZM90 92V91H89ZM93 92V91H92ZM126 92H128V89L126 90ZM11 94V92H9ZM80 93V92H79ZM202 95V101L201 103H197L194 101L195 96L198 94ZM44 94V93H43ZM42 94V96H43ZM85 94V93H84ZM96 94V93H95ZM17 95V94H16ZM28 95V94H26ZM87 95V94H86ZM97 95V94H96ZM9 96V95H8ZM38 96V95H37ZM40 96V95H39ZM41 96V97H42ZM45 96V95H44ZM43 96V97H44ZM89 96V95H88ZM95 96V95H94ZM49 97V96H48ZM60 97V96H59ZM87 97V96H86ZM99 97V96H98ZM140 97V96H139ZM40 98V97H39ZM52 98V97H51ZM56 98V97H55ZM96 98V96H95ZM130 98V95L129 97ZM16 99V98H15ZM42 99V98H41ZM54 99V98H53ZM59 99V98H58ZM83 99V98H82ZM88 99V98H87ZM98 99V98H96ZM4 100V99H3ZM20 100V99H19ZM30 100V99H29ZM110 100V99H109ZM137 100V99H136ZM2 101V100H1ZM0 101V102H1ZM17 101V100H16ZM51 102L53 100H50ZM58 101V100H57ZM60 101V100H59ZM91 101V99H90ZM95 101V100H94ZM133 101V100H132ZM181 101V102H180ZM182 101L184 102L183 106L185 108V110L183 112L179 111V103H182ZM30 102V101H29ZM28 102V103H29ZM56 102V101H55ZM83 102V101H82ZM97 102V101H96ZM94 102V103H96ZM128 102V101H127ZM126 102V107L127 110L129 111L127 113V115L130 114V111L132 110V107H129L128 105H130V103ZM199 102V101H198ZM13 103V102H11ZM25 103V102H24ZM53 103V102H52ZM90 103V102H89ZM87 104L85 107V112H84V118L88 121H92V110L94 111V109H96L95 113H97V111L101 110V108L98 107H94V103H90ZM98 103V102H97ZM138 103V102H137ZM14 104V103H13ZM22 104V103H21ZM31 104V103H30ZM37 104V103H36ZM108 105V103H107ZM140 105V104H139ZM182 105V104H181ZM14 106V105H13ZM19 106V105H18ZM17 106V107H18ZM22 106V105H21ZM48 106V105H47ZM99 106V107H100ZM113 106V105H111ZM115 106H113L115 108ZM135 106V105H134ZM182 106V107H183ZM25 107V105H24ZM143 107V106H142ZM20 108V107H19ZM22 108V107H21ZM47 108V107H46ZM104 108V107H103ZM102 108V109H103ZM107 107H105L106 109ZM109 108V107H108ZM139 108V107H138ZM182 108V109H184ZM81 109V108H80ZM112 109V108H111ZM110 109V111H111ZM116 109V110H117ZM7 110V109H6ZM104 110V109H103ZM108 110V109H107ZM115 113V109H112ZM124 110V109H122ZM206 110V113H205ZM1 111V109H0ZM102 111V110H101ZM109 111V110H108ZM3 112V111H2ZM22 113H25L22 111ZM33 112V111H32ZM100 112V111H99ZM112 112V111H111ZM110 112V113H111ZM122 112V111H121ZM121 112H119L120 115H118V119L116 122V126L118 128H122L127 122V118L122 117L123 115H121ZM138 112V111H137ZM13 113V112H12ZM11 113V114H12ZM68 112H66L67 114ZM102 113V112H101ZM109 113V112H108ZM112 113V114H113ZM118 113V112H117ZM139 113V112H138ZM1 114V113H0ZM20 114V113H19ZM65 114V115H66ZM70 114V113H69ZM81 114V113H80ZM100 114V113H99ZM99 114L97 113L96 116L94 117L95 119L97 118V122H101L102 120H98L100 118ZM105 114V112L103 113ZM3 114H1L2 117ZM18 115V114H17ZM22 115V114H20ZM26 117L27 114H25ZM77 115V114H75ZM95 115V114H94ZM117 115V114H115ZM126 115V114H125ZM146 115V114H144ZM7 116V115H6ZM9 116V115H8ZM7 116V117H8ZM19 116V115H18ZM72 116V115H71ZM80 116V115H79ZM102 119H105V116L101 114ZM109 116H112L111 114ZM108 115H106V118L109 117ZM130 116V115H129ZM140 116V115H139ZM143 116V115H142ZM191 116H193V120L196 123H199L200 121L202 122L203 126L207 127L209 125H214L215 129L214 132L211 134H208L209 132H207L206 130L199 131L200 129H198L197 125H192L191 128H189V124L192 123L191 122ZM24 117V116H22ZM76 117V116H75ZM113 116V118H109L110 120L112 119V121H114L116 119V117ZM25 118V117H24ZM24 118L23 119L24 121ZM33 118V117H32ZM74 118V117H72ZM28 119V118H27ZM26 119V121H27ZM36 119V118H35ZM68 119V118H67ZM130 119V118H129ZM133 119V118H132ZM141 119V118H140ZM8 120V119H7ZM71 120V119H70ZM69 120V121H70ZM94 120V119H93ZM109 120V122H110ZM23 121H21L23 123ZM82 121V120H81ZM105 126L104 127H109L110 124H108V119L106 120ZM138 121V120H137ZM18 122V121H17ZM29 122V121H27ZM71 122V121H70ZM96 122V121H93ZM16 123V122H15ZM78 123V122H77ZM92 123V122H91ZM100 123V124H101ZM113 123V122H112ZM129 123V122H128ZM127 123V124H128ZM137 123V122H136ZM135 123V124H136ZM1 124V123H0ZM17 124V123H16ZM34 124V123H33ZM32 124V125H33ZM75 124V121H74ZM89 124V123H88ZM93 124V123H92ZM99 124V125H100ZM103 124V123H102ZM101 124V125H102ZM18 125V124H17ZM24 125V124H23ZM71 125V124H70ZM104 125V124H103ZM103 125L101 127H103ZM109 125V126H108ZM113 125V126H115ZM1 126V125H0ZM3 126V124H2ZM11 126V125H10ZM14 126V125H13ZM16 126V125H15ZM19 126V125H18ZM17 126V127H18ZM21 126V125H20ZM79 126V125H78ZM85 126V125H84ZM95 126L96 129L99 131L100 129L97 128L98 124H94L91 125ZM143 126V125H142ZM25 127V126H23ZM75 127V126H74ZM88 128V129H95V128ZM99 127V126H98ZM102 128V129H106V128ZM112 127V126H111ZM110 127V128H111ZM132 127V126H131ZM141 127V126H140ZM188 127V128H187ZM205 127V128H206ZM9 128V127H7ZM14 128V127H13ZM12 128V129H13ZM19 128V127H18ZM128 128V127H127ZM165 128V129H164ZM200 128V127H199ZM240 128V129H239ZM6 129V128H5ZM5 129H2L5 130ZM11 129V130H12ZM20 129V128H19ZM26 129V128H25ZM72 129V128H71ZM78 129V128H75ZM74 129V132H75ZM95 129V130H96ZM116 129V128H115ZM164 129V130H163ZM175 129V128H174ZM186 129H189L191 131L190 136L191 139H189L188 136V132L187 134L185 133ZM210 129V128H209ZM239 129V130H238ZM14 130V129H13ZM90 130V131H91ZM94 130V131H95ZM109 130V129H108ZM110 130H113L110 129ZM109 130V132H110ZM117 130V129H116ZM115 130V131H116ZM173 130V129H172ZM171 130V131H172ZM208 130V129H207ZM211 130V129H210ZM23 131V130H22ZM70 131V130H69ZM68 131V132H69ZM73 131V130H72ZM71 131V132H72ZM80 131V129L78 130ZM90 131H86L85 134L87 132L91 133ZM92 131V132H94ZM98 131H95L94 133H91L94 135L93 138L96 139V134ZM106 131V130H104ZM103 131V132H104ZM123 131V130H122ZM121 131V132H122ZM174 131V130H173ZM172 131V132H173ZM183 131V132H182ZM185 131V132H184ZM240 131V132H237ZM1 132V131H0ZM7 132V129L5 130V134ZM10 132V131H9ZM113 132V131H112ZM110 132V133H112ZM120 132V130H119ZM126 132V131H125ZM137 132V131H136ZM147 132V131H146ZM160 132V134H159ZM236 132L239 134L240 136V140L236 145V150H232L233 148L230 145V141H231V136H234V133L236 134ZM3 133V132H2ZM1 133V134H2ZM16 133V132H15ZM14 133V134H15ZM78 133V132H77ZM96 133V134H95ZM99 133V132H98ZM102 133V132H101ZM101 133H99L101 135ZM114 133V132H113ZM135 133V132H134ZM132 133V134H134ZM141 133V132H139ZM145 133V132H144ZM148 133V132H147ZM233 133V135H232ZM0 134V135H1ZM12 134V135H14ZM22 134V133H21ZM71 134V133H69ZM69 134L67 135V137H69ZM73 134V133H72ZM76 134V133H75ZM81 134V132H80ZM84 134V132H83ZM90 134V136H91ZM117 134V133H116ZM128 134V133H127ZM172 134V133H171ZM23 135V134H22ZM88 135V133H87ZM104 135V133H103ZM108 135V134H107ZM124 135V134H123ZM129 135V134H128ZM147 135V134H146ZM179 135V134H178ZM3 136V135H2ZM5 136V135H4ZM9 136V135H8ZM63 136V134H62ZM75 136V135H74ZM82 136V135H81ZM86 136V135H85ZM85 136H83V138H85ZM88 136V137H90ZM102 136V135H101ZM100 136V137H101ZM106 136V135H105ZM115 136V135H114ZM117 136V135H116ZM122 135L120 134V137ZM139 136V135H138ZM165 136V135H163ZM170 136V135H169ZM237 136V135H236ZM7 137V136H5ZM4 137V139H5ZM64 138V147L67 145L68 143V138ZM71 137H73L71 135ZM80 137V135H79ZM88 137L87 141H88ZM104 137V136H103ZM124 137V136H123ZM144 137V136H143ZM1 138V137H0ZM77 138V136L75 137ZM82 138V139H83ZM85 138V139H86ZM108 138V137H107ZM119 138V137H118ZM135 138V137H134ZM137 138V137H136ZM140 138V137H139ZM167 138V137H166ZM166 138L164 137V139L166 140ZM176 138V137H175ZM179 138V137H177ZM190 140L189 143L187 142L188 139ZM201 138V137H200ZM235 138V137H234ZM238 138V137H237ZM3 139V138H2ZM3 139V140H4ZM13 139V138H12ZM40 139V138H39ZM84 139V140H85ZM95 139H92V136L90 138V140L95 142ZM109 139V138H108ZM121 139V138H119ZM236 139V138H235ZM1 140V139H0ZM74 140V138H73ZM78 139V143H79ZM82 140V142H85L84 144H87L86 140L84 141ZM89 140V142H90ZM98 140V139H97ZM104 140V138H103ZM102 140V142H103ZM110 140V139H109ZM118 140V139H117ZM124 140V139H123ZM173 140V139H172ZM203 140V139H201ZM200 140V141H201ZM6 141V140H5ZM4 141V142H5ZM10 141V139H9ZM72 141V139L70 140V142ZM76 141V140H75ZM92 141V142H93ZM101 142V140H99ZM113 141V140H112ZM122 141V140H121ZM133 141V140H131ZM171 141V140H170ZM177 141V139H176ZM205 141V140H203ZM3 142V141H2ZM74 142V141H72ZM108 142V141H106ZM114 142V141H113ZM118 142V141H117ZM129 142V141H128ZM139 142V141H138ZM13 143V142H12ZM77 143V142H76ZM137 143V142H136ZM135 143V144H136ZM204 143V142H203ZM63 144V142H62ZM71 144V149H73L74 147ZM80 144V143H79ZM90 144V143H88ZM87 144V145H88ZM92 144V143H91ZM90 144V145H91ZM94 144V143H93ZM97 144V143H96ZM102 144V143H101ZM106 144V143H105ZM116 144V143H115ZM118 144V143H117ZM116 144V145H117ZM133 144V143H132ZM164 144H166V141H164ZM202 144V143H201ZM201 144L199 146H201ZM207 144V143H206ZM205 144V145H206ZM232 144V142H231ZM95 145V144H94ZM93 145V146H94ZM104 145V144H103ZM115 145V147H116ZM124 145V144H123ZM127 145V144H126ZM130 145V144H128ZM203 145V144H202ZM4 146V145H3ZM44 146V145H43ZM70 146V145H69ZM82 145H79V147ZM92 146V145H91ZM174 146V145H173ZM7 147V146H6ZM32 147V146H31ZM73 147V148H72ZM77 146H75L76 149ZM83 147H86L83 145ZM95 147V146H94ZM110 147V146H109ZM129 147V146H128ZM5 148V147H4ZM36 148V147H35ZM81 148V147H80ZM89 149V147H86ZM96 148V147H95ZM94 148V149H95ZM102 148V147H101ZM120 148V147H119ZM127 148V147H126ZM171 148V146H170ZM200 148V147H199ZM205 148V147H203ZM7 149V148H6ZM30 149V148H28ZM55 149V148H54ZM73 149V150H75ZM79 149V148H78ZM76 149V150H78ZM83 149V148H82ZM81 149V150H82ZM88 149H87V153H88ZM91 149V148H90ZM89 149V150H90ZM117 149V148H116ZM123 149V148H122ZM131 149V148H130ZM169 149V148H168ZM113 150V149H112ZM129 150V149H127ZM134 150V149H133ZM144 150V151H145ZM178 150V151H179ZM206 150V149H205ZM208 150V149H207ZM206 150V151H207ZM31 151V150H30ZM33 151V150H32ZM68 151V150H67ZM70 151V150H69ZM68 151V152H69ZM91 151V150H90ZM93 151V150H92ZM101 151V150H100ZM116 151V150H115ZM114 151V152H115ZM122 151V150H121ZM124 151V150H123ZM166 151V150H165ZM209 151V150H208ZM213 151V150H212ZM44 152V151H43ZM67 152V153H68ZM76 152V151H73ZM82 152V151H81ZM84 152L85 149H84ZM128 152V151H127ZM125 152V153H127ZM137 152V150L135 151ZM139 152V153H140ZM3 153V152H2ZM54 153V152H53ZM70 153V152H69ZM83 153V152H82ZM81 153V154H82ZM94 153V152H93ZM95 153H97L95 151ZM108 153V152H107ZM117 153V152H116ZM124 153V152H121ZM130 153V152H129ZM211 153V151H210ZM209 153V154H210ZM58 162L59 165L60 163H63L64 166L65 165V161H66V151L65 148H63V145L60 146V148L58 149ZM72 154V153H71ZM75 154V153H74ZM92 154V153H91ZM104 154V152H103ZM142 154V153H140ZM176 154V153H175ZM219 154H222L223 156H219ZM55 155V154H54ZM100 155V154H99ZM122 154H120L121 156ZM135 156H137L134 153ZM72 156V155H70ZM87 156V155H86ZM90 156V155H89ZM87 156V157H89ZM103 156V155H102ZM107 156V155H106ZM113 156V155H112ZM117 156V155H116ZM119 156V155H118ZM125 156V155H124ZM132 156V155H131ZM192 156V157H191ZM204 156V155H203ZM210 156V155H209ZM32 157V156H31ZM57 157V156H56ZM79 157V156H78ZM86 157V158H87ZM95 157V156H94ZM94 157L93 160L94 161ZM141 157V156H140ZM179 157V156H178ZM177 157V158H178ZM74 158V157H72ZM96 158V157H95ZM116 157H114L115 159ZM138 158V157H137ZM142 158V157H141ZM144 158V157H143ZM142 158V159H143ZM70 159V157H69ZM78 159V158H77ZM76 159V160H77ZM112 159V158H111ZM118 159V158H117ZM133 159V158H131ZM140 159V158H139ZM178 159V160H179ZM212 159V158H211ZM249 159V160H248ZM83 160V159H82ZM113 160V159H112ZM124 160V159H122ZM126 160V159H125ZM134 160V159H133ZM177 160V161H178ZM189 160V159H188ZM250 160H252V162H250ZM48 161V160H47ZM88 161V160H86ZM97 161V160H96ZM100 161V160H99ZM117 161V160H116ZM115 161V162H116ZM177 161H175L177 163ZM206 161V160H205ZM211 161V160H210ZM208 162H205V167L204 170L202 172V174L200 176L201 179L205 182V185L208 186L209 182H210V178L213 176L214 174V167L211 166V164ZM3 162V161H2ZM51 162V161H50ZM95 162V161H94ZM102 162V161H101ZM109 162V161H108ZM123 162V161H122ZM126 162V161H124ZM131 162V161H130ZM180 162V163H181ZM185 162V161H184ZM212 162V161H211ZM67 163V162H66ZM92 163V162H91ZM90 163V164H91ZM98 163V161H97ZM119 163V162H118ZM189 163V162H188ZM203 163V162H202ZM58 164V163H56ZM71 164V163H69ZM88 164V163H87ZM95 164V163H94ZM178 164V163H177ZM186 164V163H184ZM183 164V165H184ZM252 164V165H251ZM92 165V164H91ZM189 165V164H188ZM191 165V163H190ZM251 165V167H250ZM48 166V165H47ZM49 166H51L49 164ZM69 166V165H68ZM67 166V167H68ZM90 166V165H88ZM135 166V165H134ZM187 166V164H186ZM203 166V165H202ZM58 167V166H56ZM78 167V165H77ZM93 167V166H92ZM121 167V166H120ZM179 167V166H177ZM190 167V166H189ZM187 166L186 169L189 168ZM201 167V166H200ZM233 167V166H232ZM52 168V167H51ZM70 168V167H68ZM95 168V166H94ZM93 168V171H94ZM118 168V167H117ZM124 168V167H123ZM133 168V167H132ZM142 168V167H140ZM145 168V167H144ZM176 168V167H175ZM185 168V166L183 167ZM181 168V169H183ZM199 168V167H198ZM231 168V167H230ZM229 168V170H230ZM235 168V167H234ZM55 169V168H54ZM73 168H71L72 171ZM75 169V168H74ZM73 169V170H74ZM78 169V168H77ZM81 169V166H80ZM88 169V168H87ZM92 170V168H89ZM120 169V168H119ZM130 169V168H129ZM139 169V168H138ZM190 169V168H189ZM188 169V170H189ZM76 170V169H75ZM180 170V169H179ZM184 170V169H183ZM200 170V169H199ZM69 171V170H68ZM70 171V172H71ZM78 171V170H77ZM91 171V172H93ZM107 171V170H106ZM117 171V170H116ZM122 171V170H121ZM144 171V172H145ZM177 171V170H176ZM187 171V170H186ZM186 171H182L181 170V175L180 178L178 177L176 179V185L179 188V179L183 178V172ZM234 171V170H233ZM63 172V171H62ZM75 172V171H72ZM82 172H87L88 171L84 170ZM143 172V173H144ZM235 172V173H236ZM65 173V172H64ZM79 173L81 174V170L80 172L78 171L75 172V174L79 175ZM97 173V172H96ZM201 173V172H200ZM219 173V172H218ZM222 173V172H221ZM35 174V173H34ZM83 174V173H82ZM91 173H89L90 175ZM118 174V173H117ZM146 174V175H147ZM187 173H185L186 175ZM189 174V173H188ZM225 174V173H224ZM47 175V174H46ZM51 175V174H49ZM72 175V173H71ZM88 175V176H89ZM96 175V174H95ZM171 175V174H170ZM179 175V174H177ZM184 175V176H185ZM227 175V174H226ZM48 176V175H47ZM68 175H66L67 177ZM83 176H86L83 174ZM87 176V177H88ZM141 176V175H140ZM156 176V177H157ZM169 176V175H168ZM172 176V175H171ZM234 176V175H233ZM37 177V176H36ZM64 178V176H62ZM61 177V178H62ZM71 177V176H70ZM87 177H84L87 178ZM90 177V176H89ZM92 177V176H91ZM170 177V176H169ZM175 177V176H174ZM220 177V176H219ZM236 177V175H235ZM60 178V177H59ZM62 178V179H63ZM72 179H74V177H71ZM79 178V177H78ZM83 178V177H82ZM145 178H147V176H144V180H146ZM172 178V177H171ZM222 178V176H221ZM227 178V177H226ZM238 178V177H237ZM243 178V181H244ZM33 179V177L31 178ZM69 179V177H68ZM89 179V178H88ZM138 179V178H137ZM142 179V178H141ZM149 179V177L147 178ZM152 179V178H151ZM223 179V178H222ZM242 179V178H241ZM36 180V179H34ZM65 180V178H64ZM63 180V181H64ZM75 180V179H74ZM87 180V179H86ZM143 180V179H142ZM165 180V179H164ZM163 180V181H164ZM226 180V179H225ZM230 180V179H229ZM235 180V179H232ZM77 181V180H76ZM84 181V180H82ZM140 181V180H139ZM147 181V180H146ZM154 181V179H153ZM173 181V180H171ZM181 181V180H180ZM224 181V180H223ZM47 182V181H46ZM66 182V181H64ZM89 182V181H88ZM143 182V181H142ZM182 182V181H181ZM200 182V181H199ZM216 182V181H214ZM235 182V181H234ZM240 182V181H239ZM43 183V182H42ZM49 183V182H48ZM51 183V182H50ZM72 183V182H71ZM95 183V182H94ZM140 183V182H139ZM152 185V182H150ZM171 183V182H170ZM244 183V182H243ZM1 184V183H0ZM47 184V183H46ZM53 184V183H51ZM55 184V183H54ZM57 185H59L58 183H56ZM61 184V183H60ZM76 184V183H75ZM155 184V182L153 183ZM194 184V185H192ZM238 184V183H237ZM45 185V184H44ZM49 185V184H48ZM47 185L46 188H50L53 189V187H49ZM63 185V184H62ZM60 186L58 189L59 191L62 190L61 188L63 186ZM68 185V184H67ZM114 185V184H113ZM182 185V184H181ZM180 185V186H181ZM190 185V187H188ZM230 185V184H229ZM235 185V184H234ZM41 186V185H40ZM156 186V185H155ZM1 187V186H0ZM7 187V186H6ZM9 187V186H8ZM57 187V186H56ZM79 187V186H78ZM76 187V188H78ZM83 187V186H82ZM175 187V186H174ZM176 187V188H177ZM233 187V186H232ZM237 187V186H236ZM235 187V188H236ZM3 188V187H2ZM42 188V187H41ZM40 188V190H41ZM55 188V186H54ZM65 188V186H64ZM71 188V187H70ZM75 188V189H76ZM81 188V187H80ZM153 188V186H152ZM171 189V187H168V189ZM193 188V189H194ZM207 188V187H206ZM8 189V188H7ZM45 189V188H44ZM48 189H45L46 191ZM57 189V191H58ZM73 189V188H71ZM69 189V190H71ZM86 189V188H85ZM12 189H9V191ZM19 191V189H17ZM35 190V189H32ZM65 190V189H64ZM67 190V189H66ZM172 190V189H171ZM181 190V189H180ZM206 190V189H205ZM204 190V191H205ZM209 190V189H208ZM207 190V191H208ZM37 191H39L37 189ZM79 191V190H76ZM176 191V189H175ZM210 191V190H209ZM2 192V191H1ZM42 192V191H41ZM73 192V190H72ZM71 192V193H72ZM162 192V191H161ZM182 192V191H180ZM203 192V190H202ZM13 193V192H12ZM14 192V196H15ZM20 193V192H19ZM58 193V192H57ZM65 193V192H64ZM133 193V192H132ZM170 193V192H169ZM169 193H167V195H165V197L163 198V203L161 204V206H157V209L154 211V213L152 214V218L150 219V226L151 228H153L154 223L156 222L155 219L158 215L160 214H165L167 215L170 212H172V208L174 209L177 199L180 197L178 196L177 198V192L175 194H173L172 196L169 195ZM172 193V192H171ZM206 193V192H205ZM221 193V191H220ZM40 194V193H39ZM47 194L48 192H46L45 194H41V195H37V199H38V205L40 204L41 209L44 211H47L45 213H49L48 216L46 214V216L49 218L53 219L54 214H52L51 212H49V207L53 208L56 206L57 202H50V199L48 200L47 198ZM59 194V193H58ZM63 194V192H62ZM66 194V193H65ZM207 194V193H206ZM205 194V196H206ZM35 195V196H36ZM56 195V194H55ZM68 195V193H67ZM181 195V194H179ZM208 195V194H207ZM230 195V194H229ZM58 196V195H56ZM60 196V195H59ZM63 196V195H62ZM85 196V195H84ZM150 196V195H149ZM223 196V195H222ZM12 197V196H11ZM29 197V196H28ZM31 197V196H30ZM50 197V196H49ZM55 196H53L54 198ZM64 197V196H63ZM62 197V198H63ZM67 197V196H66ZM65 197V198H66ZM119 197V196H117ZM131 197V196H130ZM145 197V196H144ZM157 197V196H156ZM227 197V196H226ZM13 198V197H12ZM18 198V197H17ZM20 198V197H19ZM52 198V199H53ZM68 198V197H67ZM206 198V197H205ZM232 198V197H231ZM3 199V198H2ZM32 199V198H31ZM35 199V198H34ZM156 199V198H155ZM195 199V198H194ZM202 199V198H201ZM63 201L65 199H62ZM73 200V199H72ZM120 200V199H119ZM151 200V199H150ZM179 200V199H178ZM193 200V199H192ZM206 200V199H205ZM54 201V200H53ZM67 201V200H66ZM69 201V199H68ZM143 201V200H142ZM149 203V199L147 200ZM161 201V200H159ZM220 201V200H219ZM35 202V201H34ZM62 202V201H60ZM153 202V201H152ZM218 202V201H217ZM2 203V202H1ZM31 203V202H30ZM121 203V202H120ZM204 203V202H202ZM201 203V204H202ZM97 204V203H96ZM139 204V203H138ZM144 204V203H143ZM217 204V203H216ZM223 204V203H221ZM236 204V203H235ZM27 205V204H26ZM34 205V204H33ZM146 205V204H144ZM143 205V206H144ZM151 205V204H150ZM203 205V204H202ZM39 206V207H40ZM62 206V205H61ZM149 206V205H148ZM200 196L197 195L196 201L193 204V208L191 210H193V213L198 214L199 210H200ZM206 206V205H205ZM232 206V205H231ZM26 207V206H25ZM35 207V206H34ZM84 207V206H83ZM88 207H90L88 205ZM110 207V206H109ZM140 207V206H139ZM142 207V206H141ZM147 207V206H146ZM243 208V213L238 212V208ZM58 208V207H57ZM62 208V207H61ZM86 208V206H85ZM150 208V207H149ZM225 208V207H224ZM231 208V207H230ZM37 209H39L37 207ZM40 209V210H41ZM141 209V208H140ZM172 210V211H171ZM217 210V208H216ZM219 210V215H218V221L220 222V213L222 210ZM234 210V209H232ZM12 211V210H11ZM33 211V210H32ZM56 211V208L54 209V212ZM58 211V210H57ZM42 212V211H41ZM53 212V211H52ZM59 212V211H58ZM86 212V211H85ZM168 212V213H167ZM190 212V210H189ZM38 213V212H37ZM40 213V212H39ZM140 213V212H139ZM145 213V211H144ZM150 213V212H149ZM167 213V214H166ZM216 213V212H215ZM215 213L213 214V210H212V206H210V204L208 206H206L204 208L203 213H199L203 214V220L207 223V225L211 222L210 218L212 215H215ZM141 214V213H140ZM3 215V214H1ZM35 215V213H34ZM40 215V214H39ZM150 215V214H149ZM194 215V214H193ZM217 215V214H216ZM37 216V215H36ZM45 216V215H44ZM45 216V218H46ZM140 216V215H139ZM164 216V215H163ZM180 216V218H179ZM32 217H34L32 215ZM31 217V218H32ZM43 218V216H41ZM56 217V216H55ZM144 217V216H143ZM148 217V216H147ZM162 216L160 215L159 218H161ZM169 217V216H168ZM196 217V216H195ZM201 217V218H202ZM215 217V216H214ZM29 218V219H31ZM39 218V217H38ZM38 218H35L36 220ZM40 218V219H42ZM99 218V217H97ZM102 218V217H101ZM105 218V217H103ZM146 218V217H145ZM158 218V219H159ZM92 219V218H91ZM163 219V221L165 223H167L170 219L167 218L166 216L161 218ZM189 219V218H188ZM32 220H34V218H32ZM100 220V219H99ZM142 220V218L140 219ZM198 222L197 224H199V218H197ZM201 220V219H200ZM216 219L212 220L215 221ZM15 221V220H14ZM31 221V220H29ZM39 221V220H37ZM41 221V220H40ZM44 221V219H43ZM45 221H47L45 219ZM53 222V220H51ZM91 221V220H90ZM101 221V220H100ZM162 221V220H161ZM176 221V220H175ZM179 221V220H178ZM202 221V220H201ZM32 222V221H31ZM31 222L29 225H31ZM35 222V221H34ZM191 222V220H190ZM18 223V222H17ZM37 223V222H36ZM35 223V224H36ZM51 223V222H50ZM89 222H87L88 225ZM160 223V221H159ZM158 223V224H159ZM202 223V222H201ZM205 223V224H206ZM221 223V222H220ZM25 224V223H24ZM27 224V223H26ZM34 225V223H32ZM38 224V223H37ZM48 224V223H46ZM52 224V223H51ZM91 224V223H90ZM162 224V223H160ZM159 224V225H160ZM178 224V222H177ZM196 224V225H197ZM20 225V224H19ZM28 225V224H27ZM25 225V226H27ZM41 225L38 224V227L31 229L33 226H28L29 229L31 230H26V228L21 229L20 232H22L23 234H29L33 240L34 238H40L43 234V226L40 228L39 226ZM45 225V223H44ZM86 225V224H85ZM103 225V224H102ZM37 226V225H36ZM90 226V225H89ZM149 226V225H148ZM158 226V225H157ZM193 226V224H192ZM200 226V225H199ZM202 226V224H201ZM206 226V225H204ZM216 226V225H215ZM88 227V226H87ZM98 227V226H97ZM125 227V226H124ZM160 227V226H159ZM203 227V226H202ZM201 227V228H202ZM210 227V226H209ZM3 228V227H2ZM43 228V229H42ZM48 228V227H47ZM46 228V229H47ZM155 228V227H154ZM207 228V227H205ZM211 228V227H210ZM217 228V226H216ZM215 228V229H216ZM227 228V227H226ZM45 229V230H46ZM50 229V226H49ZM177 229V228H176ZM194 229V228H193ZM214 229V230H215ZM172 230V229H171ZM200 230V229H199ZM49 231V230H48ZM51 231V230H50ZM96 231V230H95ZM138 231V230H137ZM204 231V230H203ZM213 231V230H212ZM228 231V230H227ZM258 231V232H257ZM19 232V233H20ZM53 232V231H52ZM51 232V233H52ZM191 232V231H190ZM202 232V230H201ZM225 232V231H224ZM9 233V232H8ZM50 233V232H49ZM48 233V234H49ZM94 233V232H93ZM151 233V238H155V239H161V244L163 246H167L169 245V233L168 230L165 228V226L163 225V227L161 228H155L152 230ZM194 233V232H193ZM55 234V233H54ZM202 234V233H201ZM14 235V234H13ZM21 235V236H22ZM27 235V237L29 236ZM189 235V233H188ZM223 235H227V234H223ZM256 235V236H255ZM6 236V235H5ZM26 236V235H23ZM50 236V235H49ZM97 236V235H96ZM114 236V235H113ZM190 236V235H189ZM202 236V235H201ZM218 236V235H217ZM216 236V237H217ZM220 236V235H219ZM119 237V236H118ZM224 237V236H223ZM226 237V236H225ZM25 238V237H24ZM64 238V237H63ZM86 238V237H85ZM110 238V237H109ZM115 238V236H114ZM195 238V237H194ZM204 238V237H203ZM16 239V238H15ZM42 239V238H41ZM104 239V238H103ZM119 239V238H118ZM154 239V240H155ZM190 239L192 240V238L190 237ZM205 239V238H204ZM21 240V239H20ZM24 240V239H23ZM28 240V238H27ZM62 240V239H60ZM82 240V239H81ZM120 240V239H119ZM158 240V241H159ZM210 240V242H209ZM257 240V239H256ZM39 241V239H38ZM44 241V240H43ZM65 241V240H63ZM99 241V240H98ZM101 241V240H100ZM125 241V240H123ZM150 241V240H149ZM258 241V240H257ZM29 242V241H28ZM67 242V241H66ZM126 242V241H125ZM141 242V241H140ZM199 242V241H198ZM254 242V243H253ZM261 242V243H262ZM21 243V242H20ZM23 243V242H22ZM70 243V242H68ZM160 243V242H158ZM197 243V242H196ZM204 243V240H203ZM28 244V243H27ZM41 244V242H40ZM113 244V243H112ZM121 244V243H120ZM133 244V243H132ZM198 244V243H197ZM202 244V243H201ZM200 244V247H202ZM259 244V243H258ZM17 245V244H16ZM15 248L18 249V251H22L23 248H21L20 246H17ZM25 245V244H24ZM44 245V244H43ZM69 245V244H67ZM66 245V246H67ZM156 244L154 242H151L150 244V249H149V260H148V264H167V259L164 260V258L167 257L168 254L165 253L164 256H158L156 254V251L159 248L158 245H156L158 247L155 246ZM257 245V244H256ZM143 246V245H142ZM186 246H189V250L190 252L186 253ZM263 246V245H262ZM36 247V246H35ZM40 247V246H39ZM38 247V248H39ZM113 247V246H112ZM115 247V246H114ZM252 247V246H251ZM258 246H256L255 248H257ZM6 248V247H5ZM9 248V247H8ZM14 248V250H16ZM46 248V247H45ZM63 248V247H62ZM68 248V246H67ZM70 248V247H69ZM73 248V247H72ZM220 253H219V249ZM260 248V247H259ZM26 249V248H25ZM44 249V248H43ZM77 249V248H76ZM126 249V248H124ZM157 249V250H156ZM163 249V248H162ZM258 249V248H257ZM45 250V249H44ZM43 250V251H44ZM48 250V249H47ZM196 250V249H195ZM198 250V249H197ZM201 250V249H200ZM254 250V249H253ZM261 250V248H260ZM17 251V252H18ZM109 251V250H108ZM120 251V250H119ZM165 251V250H164ZM16 252V253H17ZM40 252V251H39ZM47 252V251H46ZM72 252V251H71ZM96 252V251H95ZM105 252V251H104ZM121 252V251H120ZM252 252V250H251ZM261 252V251H260ZM10 253V252H9ZM21 253V252H20ZM49 253V252H48ZM58 253V252H57ZM65 253V252H64ZM67 253V252H66ZM108 253V252H107ZM106 253V254H107ZM158 253H160V251L158 250ZM163 253V252H162ZM245 253V252H244ZM258 253V251H257ZM71 254V253H70ZM82 254V253H81ZM119 254V253H118ZM262 254V253H261ZM39 256V254H36ZM53 255V253H52ZM83 255V254H82ZM134 255V254H133ZM186 255V256H184ZM42 256V255H41ZM64 256V255H63ZM74 256V255H73ZM81 256V255H80ZM95 256V255H94ZM99 256V255H98ZM109 256V255H108ZM113 256V254H111V257ZM122 256V255H121ZM120 256V257H121ZM245 256V255H244ZM260 256V255H259ZM29 257V256H28ZM45 257V256H44ZM114 257V256H113ZM118 257V256H116ZM120 257L118 259H120ZM243 257V256H242ZM17 258V257H16ZM46 258V257H45ZM50 258V257H49ZM91 258V257H90ZM142 258V257H141ZM170 258V257H169ZM262 258V257H261ZM87 259V258H86ZM112 259V258H111ZM115 259V260H118ZM122 259V258H121ZM128 259V258H127ZM130 259V258H129ZM249 259V258H248ZM246 259V260H248ZM257 259V258H256ZM11 260V259H10ZM16 260V259H15ZM18 260V259H17ZM23 260V259H22ZM20 260V261H22ZM56 260V258H55ZM99 260V259H98ZM104 260V259H103ZM113 260V259H112ZM263 260V259H262ZM12 261V260H11ZM19 261V260H18ZM19 261V263H20ZM47 261V260H46ZM59 261V260H57ZM73 261V260H72ZM93 261V260H92ZM95 261V260H94ZM120 261V260H119ZM256 261V260H255ZM255 261H250L249 263L247 261V263L245 264H255ZM264 261V260H263ZM262 261V262H263ZM9 262V260H8ZM28 262V261H27ZM65 262V261H64ZM96 262V261H95ZM93 262V263H95ZM13 264L12 262H9V264ZM25 263V262H24ZM77 263V262H75ZM85 263V262H84ZM90 263L87 261V264ZM91 263V264H93ZM100 263V262H99ZM97 263V264H99ZM103 263V262H102ZM108 263V262H107ZM115 263V262H114ZM264 263V262H263ZM8 264V263H7ZM16 264V263H15ZM28 264V263H27ZM74 264V263H73ZM86 264V263H85ZM96 264V263H95ZM109 264V263H108ZM146 264V263H145ZM258 264V263H257Z\"/></svg>",
  "mask_w": 264,
  "mask_h": 264
}]
</instances>
